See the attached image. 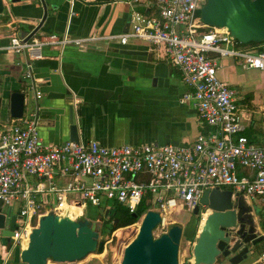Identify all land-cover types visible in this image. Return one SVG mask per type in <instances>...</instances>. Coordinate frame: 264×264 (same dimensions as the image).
<instances>
[{
  "label": "built area",
  "instance_id": "obj_1",
  "mask_svg": "<svg viewBox=\"0 0 264 264\" xmlns=\"http://www.w3.org/2000/svg\"><path fill=\"white\" fill-rule=\"evenodd\" d=\"M129 2L148 12L135 10L130 28L123 34L73 37L68 33H37L25 40L17 31L1 32L8 43L0 45V50L26 55L22 74L30 80L27 89L36 101L35 110L26 112L27 97L23 116L10 119L0 130V199L6 212L16 203L19 206L12 252L29 241L48 204L54 212L76 218L84 215L88 203L109 211L113 204H120L132 214L144 205L146 210L139 220L149 210L158 211L161 235L176 224V212L183 209L192 214L201 206L208 189H232L251 202H264V145L253 143L245 134L249 125L240 104L242 94L218 74L226 58H233L244 69L264 70V50L252 53L250 46L240 49L242 43L226 28L204 23L198 12L207 0ZM101 39H117L124 45L130 39L141 40L157 58L168 60L181 72L186 86L181 101H193L203 121L193 145L110 147L94 139L43 142L39 114L43 93L33 71L34 62L45 57L46 47L62 51L68 45ZM80 102L73 97L76 118ZM239 166L249 169V174L238 176ZM154 205L157 210L151 208ZM254 209L259 211L256 206ZM203 210L202 206V214ZM256 263L264 264V248Z\"/></svg>",
  "mask_w": 264,
  "mask_h": 264
},
{
  "label": "crops",
  "instance_id": "obj_2",
  "mask_svg": "<svg viewBox=\"0 0 264 264\" xmlns=\"http://www.w3.org/2000/svg\"><path fill=\"white\" fill-rule=\"evenodd\" d=\"M44 2L48 16L41 30L60 36L123 34L129 30L135 10L148 12L129 0H76L73 9L68 0ZM11 10L16 19L36 20L44 15L41 0H23ZM8 18L9 15L2 17L4 21ZM19 26L20 36L35 28L27 22ZM2 34L0 45L7 42ZM257 47L264 50V42ZM124 50L135 52L128 54ZM44 54L43 59L34 62L33 71L43 93L39 114L40 135L45 144L70 140L74 96L81 101L78 119L75 113L73 116L81 140L94 139L110 147L149 143L186 147L194 144L203 129L193 101H181L186 91L181 72L168 60L157 58L141 40L130 39L124 45L117 39H101L82 46L68 45L62 51L46 47ZM221 63L219 77L234 88L242 87L240 104L246 99L247 106H242L246 123L264 122V70L244 69L233 58ZM26 64L25 54L0 50V130L12 119L7 121L11 93L30 83L21 74ZM30 100L34 106L26 112L36 108L33 92L28 103ZM14 252L0 250V264H10ZM12 264H21L19 258Z\"/></svg>",
  "mask_w": 264,
  "mask_h": 264
},
{
  "label": "water",
  "instance_id": "obj_3",
  "mask_svg": "<svg viewBox=\"0 0 264 264\" xmlns=\"http://www.w3.org/2000/svg\"><path fill=\"white\" fill-rule=\"evenodd\" d=\"M21 1L23 0H0V32L18 31L19 25L27 22L35 28L28 35H21L25 40L37 33L51 34L41 30L48 16V6L44 0H41L44 15L36 20L16 19L12 15L11 9ZM75 2L76 0H68L72 9ZM5 15H9V18L4 21L2 17ZM200 16L208 25L226 28L242 44L264 42V0H207ZM91 35L93 33L88 36ZM7 43L8 41L5 44ZM123 52L131 54L135 51ZM29 94L26 86L11 93L7 121L11 117L23 116ZM70 116L69 141L80 142L79 125L74 121L73 107ZM202 206L210 213L202 228L200 223L192 250L194 261L187 264H215L221 256L228 258L231 264H242L251 254L256 253L255 245L264 240V227L259 226V219L248 196L232 189L216 187L206 190L201 206L196 207L192 214L203 215ZM109 212L106 210L105 215ZM133 216L138 218L137 214ZM16 219L13 208L9 207L6 212L0 199V245L10 254ZM160 222L161 215L158 211L149 210L146 213L137 237L124 250L122 264H179L184 228L180 224H174L168 232L155 237L154 230ZM117 223L118 219L114 225ZM102 226L101 218L87 217L85 212L78 218L70 214H59L48 204L45 213L39 216L37 225L32 229L28 244L20 248L19 261L21 264H48L50 261L65 264L83 260L96 251L102 252L105 243Z\"/></svg>",
  "mask_w": 264,
  "mask_h": 264
},
{
  "label": "rangeland",
  "instance_id": "obj_4",
  "mask_svg": "<svg viewBox=\"0 0 264 264\" xmlns=\"http://www.w3.org/2000/svg\"><path fill=\"white\" fill-rule=\"evenodd\" d=\"M200 13H201V11L198 12V15H200ZM238 47L240 49L250 48L248 50H250L252 53H257L259 50L258 48H253V47H257V46H250V47L246 48V46L241 44ZM246 74L248 76H250V75H252V72L246 71ZM253 74H254V72H253ZM234 86L237 90H239V92L242 91L241 85H238V86L234 85ZM33 106H34V102L32 100H30V102L27 105V110L29 108L31 109ZM249 172H250V170L243 167V166H239L237 169V175L238 176L247 175V174H249ZM224 188H228V187H224ZM252 202H253L252 205L254 207L256 206L259 209V211H257V212L259 214H261V218L263 221V227H264V217H263L264 202H262L260 200H254ZM116 205L113 204L114 208L110 211L109 216H112V214L115 212L114 209L116 208ZM123 207L124 206H122V208ZM151 208L156 209V210L158 209V207L156 205L152 206ZM4 209H5V205H4ZM105 211H106V209L103 206H94L91 203H88L86 208H85V213H86L87 217H90L93 219L94 218H101L103 221L102 238L105 242L103 251L102 252L96 251L94 253L89 254L83 260H80V261H77L74 263H65V264H122V260H123V256H124V250H125L126 246L137 237L138 231H139V226L142 223V219H140L138 222H136L134 224H131V225H128L125 227H120V228H117L116 230L110 232L111 227H112V225H114V223L112 224L111 219H109L110 217L105 215ZM13 213L17 214L19 216L18 203H16L13 207ZM174 216H176V220H177L176 224H180L184 228V236L182 237V241L180 244L179 264H187L191 260L194 261L192 250H193V245H194L196 238H197V234H198V230H199V224L201 223V218L199 217L200 223L198 221H194V223H192L191 213H189L183 209L176 212ZM189 220H191V221L189 222ZM160 233H161L160 229L156 228L154 230V235L156 237H158V235H160ZM263 243L264 242H262L261 248L263 247ZM19 250H20L19 247H17L15 249L13 257H12L11 261L9 262L10 264H12L13 261L16 259V257H18ZM261 253H262L261 249L257 250L256 253L251 254L242 264H248V263L255 262L256 260H258ZM49 264H63V263H57L54 261H50ZM215 264H231V263L228 260L220 258Z\"/></svg>",
  "mask_w": 264,
  "mask_h": 264
},
{
  "label": "trees",
  "instance_id": "obj_5",
  "mask_svg": "<svg viewBox=\"0 0 264 264\" xmlns=\"http://www.w3.org/2000/svg\"><path fill=\"white\" fill-rule=\"evenodd\" d=\"M261 43L253 42L250 44H242V45L258 46ZM259 50L262 51L261 48ZM246 102H247L246 99L242 101L241 106H247ZM245 134L249 137V139L253 143L258 144V145H264V122L250 124ZM114 210L115 212L111 216V222L113 224L115 223V220L118 219V223L116 226L112 225L110 232L116 230L117 228L125 227V226L136 223L139 220V218L142 216V214L145 212L146 207L143 205L137 210L136 214L138 215V218L134 217L133 214L130 213L126 208L124 207L122 208L120 204H117ZM263 248H264V243H263V247L261 248V251H263Z\"/></svg>",
  "mask_w": 264,
  "mask_h": 264
},
{
  "label": "flooded vegetation",
  "instance_id": "obj_6",
  "mask_svg": "<svg viewBox=\"0 0 264 264\" xmlns=\"http://www.w3.org/2000/svg\"><path fill=\"white\" fill-rule=\"evenodd\" d=\"M206 210V208H204V210L203 211H205ZM14 214V213H13ZM255 214L257 215V217H258V219H259V226L261 227V228H263V221H262V218H261V214H259L257 211L255 212ZM14 215H16V223H15V228H14V234H15V229H16V227H17V220H18V218H19V216L17 215V214H14ZM110 214H108L107 216L108 217H110L109 219H111V216H109ZM199 217L202 219V215H201V213L199 214V215H196V216H194L193 214H191V220H192V223H194V221H200L199 220ZM191 220H189V222L191 221ZM200 223V222H199ZM199 226H200V224H199ZM14 234L11 236L12 238H13V236H14ZM262 242H264V240L263 241H261V242H259V243H257L256 245H255V249H256V251L257 250H260L261 249V245H262ZM4 249V246H2V245H0V250H3ZM220 258H223V259H225V260H228L229 261V259L228 258H226V257H223V256H221V257H219V259ZM218 259V260H219Z\"/></svg>",
  "mask_w": 264,
  "mask_h": 264
},
{
  "label": "bare ground",
  "instance_id": "obj_7",
  "mask_svg": "<svg viewBox=\"0 0 264 264\" xmlns=\"http://www.w3.org/2000/svg\"><path fill=\"white\" fill-rule=\"evenodd\" d=\"M73 209H74L76 212H79V211H80V208H79V207H73ZM209 213H210L209 210H208V211H205V212L203 213V215H202V219H201V225H202V226H203V224L205 223V221H206V219H207ZM202 226H201V228H202ZM25 243L28 244V242H25ZM48 264H49V263H48Z\"/></svg>",
  "mask_w": 264,
  "mask_h": 264
}]
</instances>
